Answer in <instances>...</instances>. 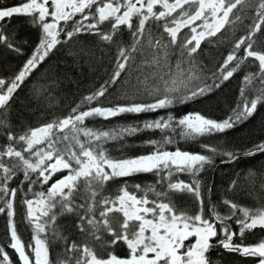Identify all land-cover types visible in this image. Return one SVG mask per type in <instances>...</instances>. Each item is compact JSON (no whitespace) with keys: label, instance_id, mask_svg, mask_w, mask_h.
Returning <instances> with one entry per match:
<instances>
[{"label":"trees","instance_id":"1","mask_svg":"<svg viewBox=\"0 0 264 264\" xmlns=\"http://www.w3.org/2000/svg\"><path fill=\"white\" fill-rule=\"evenodd\" d=\"M222 1L220 26L197 43L199 4L162 0L164 8L125 24L101 20L96 0L60 22L55 44L21 79L47 36L32 18L1 26L0 93L14 87L0 105V264H34L36 237L46 264L130 258L141 228L120 201L165 205L175 221L208 224L205 264L258 262L235 248L264 242V225L251 226L264 222V0ZM180 70L184 90L157 78ZM194 71L200 83L189 80ZM156 90L168 102L149 103ZM194 118L225 126L198 130ZM48 126L41 146L28 148L26 137ZM41 149L65 167L47 175ZM88 153L113 165L165 158L150 170L78 176ZM175 153L200 160L174 163ZM64 178L71 184L56 191ZM37 198L45 208L35 222L28 204Z\"/></svg>","mask_w":264,"mask_h":264},{"label":"rangeland","instance_id":"2","mask_svg":"<svg viewBox=\"0 0 264 264\" xmlns=\"http://www.w3.org/2000/svg\"><path fill=\"white\" fill-rule=\"evenodd\" d=\"M96 1V0H95ZM134 0H104V4L96 9L97 16L102 20L104 18L110 17L115 19V21L118 22H124L125 24H128L132 19L134 18V15H143L142 11H146L147 13H153L154 8L156 6H163L162 3H159L162 0H158L156 3H151V0H138L137 2H133ZM185 1H196V0H185ZM199 1V0H197ZM222 0H201L199 7H200V15L199 17L202 19L200 21H196L195 25H192V37L193 39L198 43L202 38L214 33L220 26V22L223 18L220 17L221 11H225L224 7L225 4H222ZM87 0H78L77 2L73 0H55L53 4V8H55L58 21L67 19L68 15H71L72 17L74 15L79 14L83 10H85L88 6L95 3H88L86 5ZM86 5V6H85ZM151 5V6H150ZM73 7V10H70V8ZM161 7V8H162ZM162 8V9H163ZM204 10H210V12L207 14V18L203 17ZM53 12V11H52ZM48 11V13H44L42 18L46 19L47 16L51 18V20L46 23L45 29L47 31V43L44 47H41L36 55L34 56V59L31 60L28 64L24 72L18 77V79H21L25 73H27L30 69H32L37 62H39L46 54L47 49H50L55 44V33H54V24H55V17L54 14ZM133 17V18H132ZM195 17V18H199ZM137 18V17H136ZM140 17H138L139 19ZM57 29V26H56ZM178 28L172 32H177ZM264 67V65H263ZM171 71V70H170ZM169 73V76H160L157 77L161 83L167 84V86L173 88L175 91H181L186 88V82H182L181 84H177L182 79H185V75L183 76V70H180L177 74V77H171V73ZM173 79V80H172ZM189 80H195L197 83H200L203 79L199 78L194 71L192 73L191 79ZM164 85V84H163ZM13 85L9 87L7 95L9 96L11 90L13 89ZM157 91V90H156ZM154 91V92H156ZM160 91H157L156 94L152 92L151 100L148 102L151 104H154L157 102L164 103L168 102L167 98H164L162 94L160 93V99L159 97ZM179 95V93H178ZM7 96V97H8ZM169 97L170 94H167ZM7 99V98H6ZM5 99V100H6ZM4 100V101H5ZM244 111V106H243ZM195 124L197 126V129L206 130V129H212V130H219L220 128H223V124L217 123V122H210L206 121L202 118H194ZM70 122L65 121L62 123V127L68 125ZM52 127H44L41 129L34 130L30 135L26 137V143L28 148H35L37 146H41L46 136L51 131ZM42 148V147H41ZM163 155H153L151 157H145L140 158L134 161L121 163L118 165L108 164L105 162L104 164H98L97 161H95L92 156L88 153L87 154V161L85 165L82 167L80 171L77 172V175H84L89 174L91 172H94L96 174H105L108 171L110 174H128L129 172L135 171V170H150L151 168L155 167L158 163L164 160ZM39 162L43 165L44 161L47 162L48 168L46 169L48 171L47 175H51L55 173L56 171H59L65 167L64 163L61 161L54 159L52 157V154L47 153L44 151V149L40 150L39 153ZM172 161L174 163H180V164H192L194 162L199 161L200 157L196 155H186L184 153H178L171 157ZM43 173V170H42ZM44 175V176H47ZM76 175V176H77ZM71 178H64L55 186L56 191H60L63 187L65 188L66 185L71 184ZM119 207L122 210L123 213H125L126 217L128 219H136L139 220V224L141 226V229H147L150 231V233L153 235L152 239H149L147 243L142 244L143 239L138 240L137 243H132L131 247L134 249H137V247L142 246L138 251L140 252V255L132 257L134 260L137 261L138 264H159L163 262L164 264H205L204 259L202 257L204 248L207 246L208 240L212 233H210L209 228L202 225H189L185 221H175L177 219L176 216L171 214L169 207L167 208L160 206L158 208L159 213L157 214L156 220H145L143 217H140L138 214L140 210V205L136 201H125L119 202ZM45 208V203L43 198H37L33 201H30L28 204V213L31 219L36 222L37 218L40 216V214L43 213V210ZM144 213L149 214L150 211L147 209H144ZM153 214V212H151ZM200 222V221H199ZM261 223L260 221H255L253 224ZM143 226V227H142ZM179 240V242H176V240ZM187 239H191L189 242H186V245L188 246L190 243L192 245L191 250L184 255V257L179 260L176 255V247H174V244L181 245L182 241H185ZM153 241L155 244H153ZM160 247V251L158 253H153L156 250V247ZM239 250V249H237ZM248 254H255L259 260L260 264H264V245H258L255 247H250L246 249ZM33 260L34 264H46L47 262V251L45 244L42 239L39 237H36L34 239L33 244ZM131 262V261H130ZM25 264H33L32 261H26ZM92 264H125L123 262H118V260H109L108 262H95L91 261Z\"/></svg>","mask_w":264,"mask_h":264},{"label":"flooded vegetation","instance_id":"3","mask_svg":"<svg viewBox=\"0 0 264 264\" xmlns=\"http://www.w3.org/2000/svg\"><path fill=\"white\" fill-rule=\"evenodd\" d=\"M73 1L77 2L78 0H73ZM137 1L138 0H134L133 2H137ZM54 2H55V0H0V35H1V26L7 25L8 20L11 19L12 16H20V17H24V18L34 19V22L38 26H40L41 31L47 36V31L45 29V25H46V23H48L51 20V18L49 16H47L46 19H43L42 16L45 12L48 13V11H50V12L53 11L52 13L54 14V17L56 18L54 20L55 21L54 33L56 34L60 22H66V20H68L71 15H68L67 19L65 18V20L63 19L61 21H58L55 8H53ZM87 2L93 3V2H95V0H87ZM103 2H104V0H103ZM156 2H158V0H151V3H156ZM200 2H201V0H199V1H197V0L196 1L181 0L180 3L185 4V5L190 4V3H194L196 5V4H200ZM88 3H86V5ZM93 4H95V3H93ZM181 4H179V5L175 4L174 9L181 8L180 7ZM185 5H183L182 7H184ZM70 10H73V7H71ZM56 26H57V29H56ZM2 36H1V38H2ZM3 84L4 83L0 82V87ZM9 87H11V86L10 85L5 86V93L4 94L0 93V105L3 102H5L4 100L8 96L7 92H8ZM261 244H263V243L262 242L259 243V245H261ZM165 261L166 260H164L163 262H161L159 264H164ZM118 262H123L125 264H138L136 260H134V261L131 260V262H130L129 259H118ZM150 264H152V263H150ZM257 264H260V260Z\"/></svg>","mask_w":264,"mask_h":264}]
</instances>
